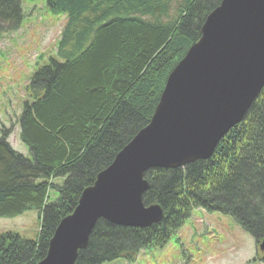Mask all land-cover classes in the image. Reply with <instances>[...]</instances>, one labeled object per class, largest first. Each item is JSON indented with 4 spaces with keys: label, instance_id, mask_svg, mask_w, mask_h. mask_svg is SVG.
<instances>
[{
    "label": "trees",
    "instance_id": "1",
    "mask_svg": "<svg viewBox=\"0 0 264 264\" xmlns=\"http://www.w3.org/2000/svg\"><path fill=\"white\" fill-rule=\"evenodd\" d=\"M67 16L50 59L30 80L19 118L31 158L0 132V218L36 210L35 240L0 235V264H38L85 189L151 121L167 78L201 37L222 0H46ZM22 0H0V37L19 29ZM146 206L163 219L148 228L99 220L76 264L132 261L163 248L195 209L231 216L256 245L264 241V88L208 160L145 174ZM58 180H63L58 184ZM51 190L57 198L49 202ZM264 263V258H263Z\"/></svg>",
    "mask_w": 264,
    "mask_h": 264
},
{
    "label": "water",
    "instance_id": "2",
    "mask_svg": "<svg viewBox=\"0 0 264 264\" xmlns=\"http://www.w3.org/2000/svg\"><path fill=\"white\" fill-rule=\"evenodd\" d=\"M263 88L264 0H222L169 74L150 123L83 191L38 264H76L99 220L133 228L159 223L162 208L143 203L145 174L210 159Z\"/></svg>",
    "mask_w": 264,
    "mask_h": 264
},
{
    "label": "rangeland",
    "instance_id": "3",
    "mask_svg": "<svg viewBox=\"0 0 264 264\" xmlns=\"http://www.w3.org/2000/svg\"><path fill=\"white\" fill-rule=\"evenodd\" d=\"M21 7L19 29L0 37V130L11 129L9 142L30 159V149L20 141L19 118L30 99L34 73L50 59L58 60V41L67 17L53 13L46 0H22ZM57 196L51 190L49 202ZM40 228L36 210L0 218V235L12 232L35 240ZM263 258L260 244L231 216L195 209L163 248L143 249L131 262L117 259L105 264H264Z\"/></svg>",
    "mask_w": 264,
    "mask_h": 264
}]
</instances>
